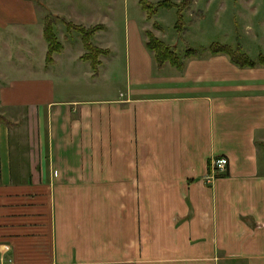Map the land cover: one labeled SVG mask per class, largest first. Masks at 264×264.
<instances>
[{
	"label": "crops",
	"instance_id": "obj_1",
	"mask_svg": "<svg viewBox=\"0 0 264 264\" xmlns=\"http://www.w3.org/2000/svg\"><path fill=\"white\" fill-rule=\"evenodd\" d=\"M52 1L0 0V114L14 124L0 121V264H264V65L205 51L181 71L157 69L144 32L174 45L158 36L160 9L149 19L132 0L125 97L26 104L35 82L50 93L76 63L99 77L116 56L101 39L119 16L112 4L107 21L97 0ZM47 14L104 26L95 76L79 33L56 35L62 50L45 65ZM213 156L229 163L207 181Z\"/></svg>",
	"mask_w": 264,
	"mask_h": 264
},
{
	"label": "rangeland",
	"instance_id": "obj_2",
	"mask_svg": "<svg viewBox=\"0 0 264 264\" xmlns=\"http://www.w3.org/2000/svg\"><path fill=\"white\" fill-rule=\"evenodd\" d=\"M158 1L152 0L150 2L156 3ZM170 1L180 5L182 0ZM211 1L208 2L211 5L207 8L205 1L192 0L190 7L183 11L186 29L180 33L173 27L176 19V10L174 8L170 10L161 8L159 17L156 19L160 21L163 29L158 33V36L165 41L173 43L174 49L179 55H182L187 48L208 47L214 42L231 45L238 44L241 49L244 46L251 58H256L260 53L264 54V0ZM45 2L47 4L50 2L55 4L52 0H45ZM96 3L99 6L98 11L94 10V17L96 15L99 17L104 15L105 17L106 14L107 16L104 19L109 21L111 14L106 13L107 5L109 4H112L114 9L119 12V16L114 18L116 23L109 25L108 33H101V39H112L111 48L116 55L115 59H111L110 62L104 61L102 74L93 78L91 74L87 73L88 66L86 63L82 61L76 63L75 72L77 74H75V77L72 79L68 78L67 81H60L55 78L52 85L54 91H50V93V86L45 81L35 82L34 93L28 94L26 104H28L27 102H32L35 106H46V103L50 100L58 103V101H67L66 99L109 100L121 98L120 93L125 97L129 77L127 76V67L122 50L124 33L121 27L124 24L123 15L125 11L123 12V10L128 9L129 15L132 17L131 13L135 5H133L132 0H97ZM77 5L79 10L84 9L83 6L85 4L83 1H78ZM138 10L141 9L138 8ZM67 13L70 14L69 11ZM71 21H78V18L73 16ZM62 24L58 23L55 27L56 35L62 39V35L66 34V38L68 37L74 43L73 41L77 40L78 32H66ZM94 42L101 43V40L100 38H95ZM34 51V66L36 67L41 59V53L39 52V47ZM169 70L173 69L170 65H167L162 72H158V76L166 77ZM7 113L10 114L11 112Z\"/></svg>",
	"mask_w": 264,
	"mask_h": 264
},
{
	"label": "trees",
	"instance_id": "obj_3",
	"mask_svg": "<svg viewBox=\"0 0 264 264\" xmlns=\"http://www.w3.org/2000/svg\"><path fill=\"white\" fill-rule=\"evenodd\" d=\"M191 3L192 0H182L180 5L174 4L170 0H160L156 3L150 2L149 0H139L140 7L145 11L147 18L149 19L154 17L161 8H175L177 14L174 28L179 33L183 32L185 29L183 11L188 9ZM57 21H61L64 24L67 32L77 31L80 34L81 43L85 50L80 59L89 62L93 75H96L100 65L99 56L107 55L109 50L96 46L92 42V37L95 32L102 30L104 26L102 24H96L85 27L51 14L45 16L42 28V35L47 43L45 65L53 64L52 55L62 50V44L58 40L54 29ZM154 25L155 27H158L157 23H154ZM144 33L146 36L145 47L152 52L153 60L157 69H160L167 62L176 70L181 71L184 68L186 58L201 56L205 51H208L210 55L225 54L229 61L238 68H254L257 65H264V54L260 53L256 58H251L238 44L231 45L214 42L208 47L187 48L182 55H179L173 46L159 39L149 30H146ZM0 121L7 125H14L2 114H0Z\"/></svg>",
	"mask_w": 264,
	"mask_h": 264
},
{
	"label": "built area",
	"instance_id": "obj_4",
	"mask_svg": "<svg viewBox=\"0 0 264 264\" xmlns=\"http://www.w3.org/2000/svg\"><path fill=\"white\" fill-rule=\"evenodd\" d=\"M228 159L225 156H213L210 159V172L206 176L207 181H211L217 175L223 174L228 166Z\"/></svg>",
	"mask_w": 264,
	"mask_h": 264
}]
</instances>
